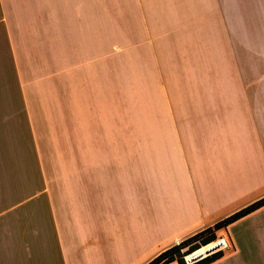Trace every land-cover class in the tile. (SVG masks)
<instances>
[{"label": "crops", "instance_id": "1", "mask_svg": "<svg viewBox=\"0 0 264 264\" xmlns=\"http://www.w3.org/2000/svg\"><path fill=\"white\" fill-rule=\"evenodd\" d=\"M104 33L90 0H0V264H145L264 195V0H117L161 97L128 142ZM215 233L207 264H264V205Z\"/></svg>", "mask_w": 264, "mask_h": 264}, {"label": "rangeland", "instance_id": "2", "mask_svg": "<svg viewBox=\"0 0 264 264\" xmlns=\"http://www.w3.org/2000/svg\"><path fill=\"white\" fill-rule=\"evenodd\" d=\"M90 16L91 36L97 23L104 27L107 58H112V60L114 58L117 65V97L115 98L117 105V142L120 140L121 142H128V138L131 136H145L147 112L150 108V120L156 121L158 119L161 97L159 95L150 98L146 97L143 82L138 81L134 86L131 85L130 53L129 48H126L128 47V42L125 43L124 41L126 34H117V0H90ZM119 41H121L120 43L123 46L121 49H117V46L115 47ZM108 81L107 75V84ZM108 103H113V98L107 97V105ZM131 148L130 144L117 143V156L121 159L124 157L128 161ZM126 173L122 174L123 180L128 179ZM214 234L215 238L220 236L219 233ZM206 235L208 233L204 236ZM201 239L202 237H198L196 240H191L183 249L198 245Z\"/></svg>", "mask_w": 264, "mask_h": 264}, {"label": "trees", "instance_id": "3", "mask_svg": "<svg viewBox=\"0 0 264 264\" xmlns=\"http://www.w3.org/2000/svg\"><path fill=\"white\" fill-rule=\"evenodd\" d=\"M264 205V195L261 196L260 198L252 201L248 205L244 206L243 208H240L239 210L233 212L232 214L222 218L221 220L217 221L214 223L211 227H206L189 237L179 241L177 244H174L163 251L159 252L157 255H155L153 258H151L148 262L145 264H167L171 261H176L177 264H184L182 257L185 256L186 254L193 253L196 251L198 247L202 248L209 242L215 240V232L219 229H222L226 227L228 224L232 223L233 221L241 218L242 216L254 211L255 209L261 207ZM204 236L205 234H207ZM198 237H202L200 240L201 242L198 243V245H193L185 248L184 251L183 248L184 246L190 242L191 240H196ZM204 245V246H203ZM198 248V249H200ZM197 249V250H198ZM221 252L211 254L209 256L204 257L203 259L194 262L192 264H207L212 262L213 260L217 259L220 257Z\"/></svg>", "mask_w": 264, "mask_h": 264}, {"label": "built area", "instance_id": "4", "mask_svg": "<svg viewBox=\"0 0 264 264\" xmlns=\"http://www.w3.org/2000/svg\"><path fill=\"white\" fill-rule=\"evenodd\" d=\"M210 244L213 245V248L211 251H206L202 254H198V255L192 256L190 258H187L186 256L191 254L192 252L183 256L182 259H183L184 264H192L194 262H197V261L203 259L206 256H209L211 254L218 253V252H223L229 248L228 242L224 236H219V237L215 238V240L209 242L206 245H210ZM184 250L185 249H183L182 251H184Z\"/></svg>", "mask_w": 264, "mask_h": 264}, {"label": "bare ground", "instance_id": "5", "mask_svg": "<svg viewBox=\"0 0 264 264\" xmlns=\"http://www.w3.org/2000/svg\"><path fill=\"white\" fill-rule=\"evenodd\" d=\"M212 248H213V245H211V244H210V245H205L204 247H202V248H200V249L194 251L193 253L187 255L186 257H187V258H190V257H192V256H196V255H198V254H202V253H204V252H206V251H211Z\"/></svg>", "mask_w": 264, "mask_h": 264}]
</instances>
